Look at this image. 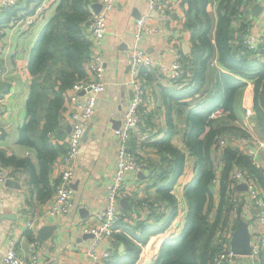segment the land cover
Instances as JSON below:
<instances>
[{
	"label": "crops",
	"instance_id": "0c3cea01",
	"mask_svg": "<svg viewBox=\"0 0 264 264\" xmlns=\"http://www.w3.org/2000/svg\"><path fill=\"white\" fill-rule=\"evenodd\" d=\"M91 1L98 2V0ZM39 2L41 0H18L15 7L8 9L0 17V151H3L6 156L30 157L35 164L33 174V171L29 173L22 167L6 165L0 160V166L8 167L7 179L12 178L17 182L10 185L5 181L0 189V246L2 247L0 264L11 241H16L19 252L26 253L32 235L38 234L40 237V232H44L45 238L40 237L41 245L37 264H97L85 255L93 239V236L85 231V227L93 222L94 215L105 205L106 185L118 160L119 143L116 130L124 119L127 102L133 97V90L126 81L128 77L126 54L133 41L137 14L144 12L147 4L144 0H116L115 7L108 13L110 29L103 44L106 89L97 98L95 116L85 128H88L87 135L83 137L79 152L72 163L75 172L72 182L74 208L64 215H42V220L36 224V230H34L27 228L24 210L28 206H42L53 196L63 152L56 159L49 161L48 181L45 184L38 182L35 176H40L41 163L33 147L20 143L19 135L27 116L26 102L33 78L28 68L29 59L40 31L56 14L60 0L50 2L47 13L36 21L30 33H24V28H21L19 24H11L12 19L17 18L19 14L20 18L17 20L24 21V15L30 13ZM171 2L169 23L156 16L150 24L161 26L162 30L142 40V46L151 56L157 62L164 64H168L171 60V56L166 52V46L170 41L167 32L169 26L173 25V28L181 35V46L183 42L188 41L192 47L191 31L185 24L187 7L182 4V0H171ZM218 4L219 0H216L208 5L214 27L218 21ZM256 4L258 3H250L244 15L248 22L251 21L249 23L253 25L252 31L259 33L264 31V8L262 7L256 14L254 12ZM235 30L238 29L235 28ZM258 59L264 62V52L259 54ZM222 70L225 68L221 65L211 66L206 73L207 92L203 89L201 93L184 99V102L174 101L170 109L165 103L164 89L177 88L172 84L171 74L146 69H142L139 73L146 87L141 120L142 124L148 128L150 136L152 135V140L142 149L145 167L141 171H130L125 180L126 187L130 191L124 199L126 206H130L128 209H133L136 204L144 205L141 211L136 213L133 223L128 228L130 239L141 246L139 258L134 264H153L164 240L178 235L187 211V203L180 201L177 214L171 221L169 220L172 205L158 189L173 177L167 165L173 156L152 143L168 132L171 118L173 130L176 132L174 144L188 155L185 170L175 186V193L182 196V186L193 180L198 171L196 157L189 152L185 144V134L189 128L186 120L187 110L215 93L217 75ZM246 82V89L237 96L234 104L238 122L243 125L247 124V120L239 103L243 102L242 105L245 107L252 106L254 94V81L246 80ZM61 118V127L58 132L51 134V141L63 145V141L71 130V127L68 130L71 126V115L67 106L62 111ZM253 131L264 141V133L259 127L254 128ZM213 155L217 158L216 168L221 169V153L214 151ZM260 163L264 167V150L260 155ZM212 190L215 200L218 201V191L214 187ZM46 191L50 193L45 194ZM214 212L211 213L212 218ZM118 228L112 242L104 240L99 244L100 252L111 247L113 257L128 253L126 243L121 236L125 234L124 227L120 225ZM134 234L140 237L148 235L146 242L138 241ZM250 263L251 259L247 258L240 259L235 264Z\"/></svg>",
	"mask_w": 264,
	"mask_h": 264
},
{
	"label": "trees",
	"instance_id": "16d2710c",
	"mask_svg": "<svg viewBox=\"0 0 264 264\" xmlns=\"http://www.w3.org/2000/svg\"><path fill=\"white\" fill-rule=\"evenodd\" d=\"M215 1L182 0V4L187 7L185 24L191 31L192 41L191 53L185 55L192 64L193 76L191 82L181 88L164 89L168 109L174 101L184 102V99L208 88L206 73L213 58L225 70L217 75L215 93L187 110L189 128L185 134V144L196 157L198 171L193 180L182 186V196L175 193V186L185 170L188 155L174 144L176 132L171 118L168 132L152 143L173 156L167 164L173 177L158 189L172 205L169 220L177 214L178 202L187 203L181 230L175 237L164 240L153 264H213L215 253L223 246L217 240L218 233H222L230 222L235 226L241 219L242 207L239 210L237 208L236 213L233 212L235 202L228 189L231 170L235 165L239 166L249 176H259L264 186L261 169L252 161L249 151L238 142L233 144L241 136H249L234 112L235 100L246 87V80L254 81L255 113L251 129L253 131L259 127L264 133V62L242 44H238L244 22H240L241 27L236 31L234 20L242 19L241 7L244 0H219L218 21L214 27L208 5ZM90 3L91 0H61L56 14L40 31L29 59L28 68L33 78L26 102L27 116L20 128L19 141L35 149L41 163L40 176L35 178L44 184L48 181L49 161L56 159L64 151L63 145L51 141V134L58 132L61 127L66 93L77 79L86 74L85 62L90 42L85 28L92 16ZM219 106L223 107L226 114L209 118L210 112ZM220 136L228 139V144L222 148L217 146ZM257 137L262 140L260 136ZM263 150L264 148L260 155ZM214 151L221 153V169L216 168ZM0 160L3 164H13L29 173L33 171L34 174L35 164L30 157L6 156L0 151ZM213 187L219 193L218 201L215 200ZM49 193L50 191L45 192ZM212 211H215L213 218ZM121 236L128 253L124 256L112 255L106 264H134L138 260L141 246L129 236ZM136 237L138 241L145 243L148 235ZM260 264H264V255Z\"/></svg>",
	"mask_w": 264,
	"mask_h": 264
},
{
	"label": "built area",
	"instance_id": "2783aa9c",
	"mask_svg": "<svg viewBox=\"0 0 264 264\" xmlns=\"http://www.w3.org/2000/svg\"><path fill=\"white\" fill-rule=\"evenodd\" d=\"M52 0H41L34 12L28 15L24 21L16 18L13 22L21 25L25 31L29 30L37 20L42 18L48 10V5ZM61 1V0H60ZM147 9L141 12L134 23L133 41L130 43L126 62L128 68L127 84L133 90V97L127 102L124 109V119L121 126L116 130L118 137V160L114 170L109 178L105 190V205L93 217V222L88 223L85 231L93 234V239L85 255L90 260L98 264H106V261L113 255L112 248L99 251V244L106 240L114 238L119 226L124 227V233L128 236V228L133 223L136 213L141 211L143 204H136L133 209H128L122 204L130 191L126 187V176L130 171H141L145 167L142 157V149L152 139L148 128L142 124L141 112L146 95V87L140 78V71L147 68L153 72H167L171 74L172 84L177 88L187 85L192 80V64L186 57L181 46V35L173 28L168 27L169 44L166 46V52L171 56L168 64L157 62L151 54L142 47V40L147 36H153L162 30L161 26H152L150 22L156 16L164 22L171 20V0H144ZM18 0H0V17L10 8L17 4ZM101 3L99 12L93 10V2L90 3L92 16L87 21L86 33L89 39V48L85 62L86 74L78 79L69 88L65 96V104L68 111L71 112V130L63 141L64 151L62 163L60 164V173L54 184L55 192L53 196L45 201L42 206H28L24 212V219L27 228L36 230V224L42 220L43 216L52 214L64 215L74 208L72 182L75 172L73 161L75 160L81 142L84 137L87 124L94 118L96 113V102L106 89L105 81V54L103 50L104 40L109 35V17L108 13L115 7L116 0H98ZM259 3L264 8V0H244L241 11L242 19L234 20V28L243 25L241 38L238 44L250 51L254 56H259L264 52V31L253 32L251 21L245 18V10L250 7V3ZM246 19V20H245ZM211 66L219 65L216 58L210 62ZM243 113L247 124L244 128L249 136H241L237 142L242 148L249 151L252 161L261 169L264 177V167L260 163V151L264 148V141L260 140L252 131V118L255 113L253 105L243 106ZM226 114L222 106L211 111L209 118H218ZM136 138V141H134ZM218 148L228 144L225 136L218 137ZM9 176L7 166H0V189ZM262 179L256 176H249L247 172L239 166H234L230 173L228 189L232 200L235 202L233 212L242 207L241 219L248 222L251 247L250 254H237L231 248L233 233L237 225L233 222L218 233L217 240L223 243V246L217 251L213 258V264H235L240 259H251L250 264H260L264 255V186ZM218 181L215 182L217 184ZM239 184H245V189H240ZM45 212H44V211ZM43 215V216H42ZM41 240L38 234H33L28 245V251L21 253L17 249L16 241H11L9 249L2 258V264H37L39 260ZM0 250L2 247L0 246Z\"/></svg>",
	"mask_w": 264,
	"mask_h": 264
},
{
	"label": "water",
	"instance_id": "95a60500",
	"mask_svg": "<svg viewBox=\"0 0 264 264\" xmlns=\"http://www.w3.org/2000/svg\"><path fill=\"white\" fill-rule=\"evenodd\" d=\"M101 9V3L100 2H95L93 4V10L95 12H99ZM262 9V6L258 3L254 6V12L256 14H258L260 12V10ZM140 12H138L137 16L139 17L140 16ZM183 51L185 54H190L191 53V45L189 44L188 41H185L183 42ZM70 127H68V130H70ZM87 132H88V128L85 130V134H84V137H86L87 135ZM6 183L8 184H16L17 182L14 181V179L12 178H8L6 180ZM239 188L240 189H245L246 188V185L245 184H239ZM126 200H122V204L125 206V207H130V206H126ZM41 236L44 237L45 234L44 232L41 233ZM90 236H93L92 233H88ZM40 236V237H41ZM45 238V237H44ZM231 248L232 250L237 253V254H250L251 251H252V247H251V235H250V230H249V225H248V222L243 220V219H240L237 223V226L235 228V231L233 233V237H232V241H231ZM98 264V263H97Z\"/></svg>",
	"mask_w": 264,
	"mask_h": 264
},
{
	"label": "rangeland",
	"instance_id": "374dc122",
	"mask_svg": "<svg viewBox=\"0 0 264 264\" xmlns=\"http://www.w3.org/2000/svg\"><path fill=\"white\" fill-rule=\"evenodd\" d=\"M40 3H41V2H39L38 4H36V6H35L34 8H32V11H31L30 13H28V14H25V15H24L25 17H23V18L25 19L28 15L32 14V13L34 12V10L36 9V7H37ZM94 3H95V2H94ZM94 3H93V4H94ZM17 4H18V2H17ZM17 4H16V5H17ZM16 5H15V6H16ZM49 5H50V3H49ZM49 5H48V9H49ZM15 6H14V7H15ZM11 9H12V8H11ZM47 11H48V10H47ZM17 18H20V14L17 16ZM17 18H16V19H17ZM13 19H14V18H13ZM13 19H12V24H11V25H16V23L13 22ZM9 24H10V23H9ZM33 25H34V24H33ZM33 25H32V26H33ZM35 25H36V24H35ZM35 25H34L32 28H34ZM32 28H30V29L27 30V31H23V32H24V33H30ZM20 29H21V28H20ZM21 30H22V29H21ZM142 47H143V46H142ZM143 48H144V47H143ZM144 49H145V48H144ZM182 50H183V47H182ZM183 52H184V51H183ZM143 69L148 70L147 68H143ZM148 71H151V70H148ZM77 80H78V79H77ZM244 89H246V88H244ZM244 89H243V91H244ZM242 104H243V102H240V103H239V105L241 106V108L244 106V105H242ZM239 105H238V106H239ZM66 106H67V105L64 104L63 110H65ZM241 108H240V109H241ZM67 109H68V108H67ZM236 109H238V108H236ZM63 110H62V111H63ZM69 113H70V115H71V112H70V111H69ZM242 120H243V119H242ZM230 122H233V121L231 120ZM252 124H254V122H252ZM233 132L237 133L238 131H233ZM6 165H7V164H6Z\"/></svg>",
	"mask_w": 264,
	"mask_h": 264
},
{
	"label": "clouds",
	"instance_id": "9594fccd",
	"mask_svg": "<svg viewBox=\"0 0 264 264\" xmlns=\"http://www.w3.org/2000/svg\"><path fill=\"white\" fill-rule=\"evenodd\" d=\"M214 110V109H213ZM211 113V112H210ZM210 115V114H209Z\"/></svg>",
	"mask_w": 264,
	"mask_h": 264
}]
</instances>
